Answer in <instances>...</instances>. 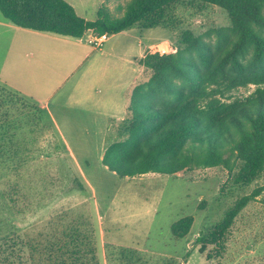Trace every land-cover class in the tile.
Returning <instances> with one entry per match:
<instances>
[{
	"label": "trees",
	"instance_id": "1",
	"mask_svg": "<svg viewBox=\"0 0 264 264\" xmlns=\"http://www.w3.org/2000/svg\"><path fill=\"white\" fill-rule=\"evenodd\" d=\"M184 1L131 0L125 14L113 19L100 9L95 20H87L67 0H0V13L19 27L81 38L90 30L112 35L134 27L173 29L171 13ZM189 1L223 8L230 26L215 28V39L209 41L185 29L174 52H148L140 59L149 77L128 94L126 117L115 134L106 136L102 162L122 178L238 163L235 182L252 183L264 171V0ZM251 84L255 89L248 95H234ZM8 95L0 96V188L14 214H20L32 195L23 180L27 161L15 144L17 124L5 104ZM9 167L18 178L4 188L1 179ZM74 180L86 190L79 177ZM263 189L241 197L219 223L201 233L199 251L214 245L215 253L209 250L207 257L220 255L236 218ZM59 220L68 221L39 263L102 264L92 216L65 212ZM192 223L190 215L180 218L172 224L173 235L184 237ZM38 249L13 231L0 237V264H37L33 254Z\"/></svg>",
	"mask_w": 264,
	"mask_h": 264
},
{
	"label": "rangeland",
	"instance_id": "2",
	"mask_svg": "<svg viewBox=\"0 0 264 264\" xmlns=\"http://www.w3.org/2000/svg\"><path fill=\"white\" fill-rule=\"evenodd\" d=\"M67 1L79 15L94 20L100 9L111 19L123 16L131 0ZM170 20L174 27L169 29V52L176 50L177 39L185 29L209 41L215 39V28L230 26L229 15L223 8L189 0L173 10ZM20 30L18 34L12 31L13 55L0 47V96L9 93L5 104L17 124L13 130L17 133L15 144L20 145L21 155L27 161L23 180L30 185L32 203L25 212L14 214L0 188V237L13 231L25 236L30 243L38 244L39 249L33 254L37 264H45L39 260L48 254L49 242L61 234L63 222L68 220L59 219L68 212L95 220L102 264H264V189L238 215L220 255L208 258L209 250L215 253L214 245L201 253L197 243L199 235L219 223L241 197L264 186V171L249 184L235 182L238 163L232 168L193 167L174 174L147 173L122 178L103 164L104 144L98 145L96 138L90 139L85 151L75 149L74 154L81 159L78 165L46 112L42 115L40 106L38 112L31 105H39L38 99L44 101L56 92L53 105L71 81L80 76L82 71L77 67L83 56L64 43L39 35L44 34L40 31ZM163 48L166 47L161 45L157 50L167 52ZM67 77L71 78L64 83ZM148 77L147 71L142 70L141 80ZM254 89L251 84L235 90L234 95L246 96ZM11 93L20 96V101ZM120 122L112 124L113 134ZM15 163L16 160L10 165ZM68 167L73 176L68 175ZM6 172L1 179L4 188L18 178L10 167ZM75 176L86 190L80 189ZM188 215L193 218L189 232L182 238L175 237L172 224Z\"/></svg>",
	"mask_w": 264,
	"mask_h": 264
},
{
	"label": "crops",
	"instance_id": "3",
	"mask_svg": "<svg viewBox=\"0 0 264 264\" xmlns=\"http://www.w3.org/2000/svg\"><path fill=\"white\" fill-rule=\"evenodd\" d=\"M20 29L27 32L32 30L20 28L5 20L0 14V47L12 52V55L11 48L15 44L12 31L17 33L22 31ZM5 31L9 34L5 35ZM40 33L44 34L39 35L64 43L77 55L83 56L79 58L81 61L77 67L78 71H82L80 76L71 81V85L53 102V105L51 102L56 92L50 94L44 101L38 99L42 115L46 112L51 125L62 137L64 147L73 155L75 149L85 151L90 139L96 138L98 145L104 144L105 147L106 136L113 133L112 124L126 117L128 94L141 79L143 69L139 63L140 59L148 52H156L157 47L161 45L169 52L168 44L172 35L169 29L163 27H134L109 34L104 45L96 48L88 42L89 38L97 35L93 30L81 38L43 31ZM155 37L158 39H154ZM18 44L22 45V42ZM41 47H38L39 53ZM6 63L5 61L3 64ZM70 78H65L64 83ZM61 85L59 87H63ZM75 156L80 165L81 159Z\"/></svg>",
	"mask_w": 264,
	"mask_h": 264
},
{
	"label": "built area",
	"instance_id": "4",
	"mask_svg": "<svg viewBox=\"0 0 264 264\" xmlns=\"http://www.w3.org/2000/svg\"><path fill=\"white\" fill-rule=\"evenodd\" d=\"M108 38H109L108 33L97 34V35H93L91 38H89L88 42H89V44H91L92 46H94L96 48H101ZM163 49H165V48H163ZM159 51L161 53H165V52H162V50H159Z\"/></svg>",
	"mask_w": 264,
	"mask_h": 264
}]
</instances>
